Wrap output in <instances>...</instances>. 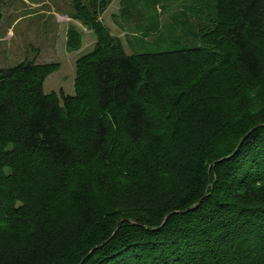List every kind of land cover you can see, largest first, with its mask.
Returning a JSON list of instances; mask_svg holds the SVG:
<instances>
[{
  "label": "trees",
  "instance_id": "16d2710c",
  "mask_svg": "<svg viewBox=\"0 0 264 264\" xmlns=\"http://www.w3.org/2000/svg\"><path fill=\"white\" fill-rule=\"evenodd\" d=\"M73 3L97 37L74 95L45 92L55 64L0 66V264H264V0H218L208 59L181 63L127 54L110 0ZM166 64L225 72L211 97L234 119L182 74L162 86Z\"/></svg>",
  "mask_w": 264,
  "mask_h": 264
},
{
  "label": "rangeland",
  "instance_id": "374dc122",
  "mask_svg": "<svg viewBox=\"0 0 264 264\" xmlns=\"http://www.w3.org/2000/svg\"><path fill=\"white\" fill-rule=\"evenodd\" d=\"M217 8L218 0H110L100 19L120 38L127 54L160 58L175 51L181 63L183 59L202 55L196 34L216 15ZM0 9V66H15L27 58L55 64L57 69L48 76L45 92L74 95L77 61L95 48L97 37L77 18L73 0H0ZM189 66L192 65L184 70L162 66L160 84L163 86L162 79L171 71L182 74L184 80L179 91L188 93L189 99L197 95L201 101L206 99L212 105L217 104L215 110L221 107L218 120L227 125L234 119L233 112L228 108L224 112L222 99L211 97L216 95L212 91L219 85L225 86L227 78L223 79V75L226 73L208 75L202 66L199 69ZM202 79H208L211 87L202 84ZM13 115L15 129L20 117ZM260 120L254 119V122ZM206 128L208 131L211 126ZM67 203L68 199L63 198L61 206Z\"/></svg>",
  "mask_w": 264,
  "mask_h": 264
},
{
  "label": "water",
  "instance_id": "95a60500",
  "mask_svg": "<svg viewBox=\"0 0 264 264\" xmlns=\"http://www.w3.org/2000/svg\"><path fill=\"white\" fill-rule=\"evenodd\" d=\"M243 140H244V138H243ZM243 140H242V141H243ZM242 141H241V143H240L238 149L241 147ZM168 217H169V216L166 217L165 222L167 221Z\"/></svg>",
  "mask_w": 264,
  "mask_h": 264
}]
</instances>
